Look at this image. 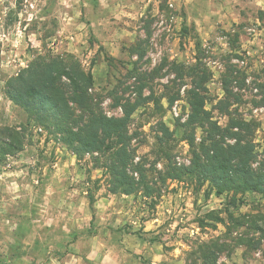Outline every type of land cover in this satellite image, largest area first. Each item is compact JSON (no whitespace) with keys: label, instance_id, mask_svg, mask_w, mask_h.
<instances>
[{"label":"rangeland","instance_id":"obj_1","mask_svg":"<svg viewBox=\"0 0 264 264\" xmlns=\"http://www.w3.org/2000/svg\"><path fill=\"white\" fill-rule=\"evenodd\" d=\"M37 59L79 62L109 117L125 116L128 101L140 103L129 125L128 172L139 181L144 169L152 195L114 192L109 154L79 158L58 134L28 125L5 85ZM196 63L212 72L207 107L221 125L231 115L258 124V168L264 0H0V141L17 129L24 142L0 159V264H204L203 249L216 242L224 245L216 264H264V194L233 203L232 193L218 194L208 182L164 180L170 163L192 166L183 124L193 78L176 64Z\"/></svg>","mask_w":264,"mask_h":264},{"label":"trees","instance_id":"obj_2","mask_svg":"<svg viewBox=\"0 0 264 264\" xmlns=\"http://www.w3.org/2000/svg\"><path fill=\"white\" fill-rule=\"evenodd\" d=\"M237 41L236 37L234 42ZM176 68L181 73L188 71L186 74L193 78V86L187 90L190 113L183 124L186 128L183 139L190 145L193 161L190 167L170 163L163 175L164 180L197 179L200 187L208 182L218 194L232 193L233 203L241 201L238 198L240 194H264V163L258 168L254 166L258 124L254 120L231 115L229 122L221 125L207 107V83L212 72L198 63L191 66L176 64ZM93 85V74L84 70L79 62L65 64L59 59L51 62L37 59L7 80L5 93L12 102L26 110L30 120L28 125L33 122L58 134L60 140L79 158L95 152L109 154L111 163L105 166L112 177L114 192L131 195L142 190L148 196L152 195L153 190L144 169L139 168V181L128 172L132 161L129 125L140 103L128 101L124 104L125 116L109 117L95 103L94 95L90 93ZM225 91L230 94L228 85ZM150 99L145 98L146 101ZM177 99L179 93L169 97L168 101L173 104ZM222 103L226 104L223 108L229 112L230 100H223ZM159 107L164 109L163 106ZM78 109L82 112L78 113ZM162 127L171 135L165 123H162ZM198 129L203 132L199 141ZM4 132L7 139L0 141L1 160L4 155L24 148L17 129ZM165 156L168 158L171 155L166 152ZM217 219L223 221L220 216ZM257 229L263 230L260 225ZM222 249L224 245L218 242L207 244L202 251L204 264H216L217 250Z\"/></svg>","mask_w":264,"mask_h":264}]
</instances>
